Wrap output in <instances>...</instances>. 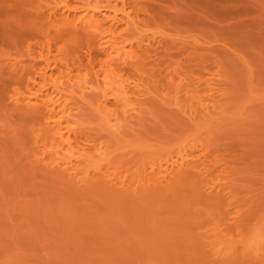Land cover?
<instances>
[{
    "label": "rangeland",
    "instance_id": "obj_1",
    "mask_svg": "<svg viewBox=\"0 0 264 264\" xmlns=\"http://www.w3.org/2000/svg\"><path fill=\"white\" fill-rule=\"evenodd\" d=\"M0 264H264V0H0Z\"/></svg>",
    "mask_w": 264,
    "mask_h": 264
},
{
    "label": "bare ground",
    "instance_id": "obj_2",
    "mask_svg": "<svg viewBox=\"0 0 264 264\" xmlns=\"http://www.w3.org/2000/svg\"><path fill=\"white\" fill-rule=\"evenodd\" d=\"M4 1V0H3ZM16 4V3H15ZM25 5V4H24ZM17 7V6H16Z\"/></svg>",
    "mask_w": 264,
    "mask_h": 264
}]
</instances>
